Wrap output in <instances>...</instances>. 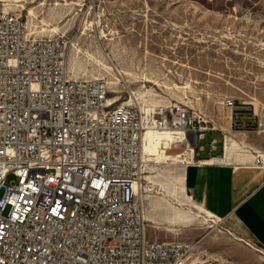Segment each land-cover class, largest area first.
I'll return each mask as SVG.
<instances>
[{
    "label": "built area",
    "instance_id": "1",
    "mask_svg": "<svg viewBox=\"0 0 264 264\" xmlns=\"http://www.w3.org/2000/svg\"><path fill=\"white\" fill-rule=\"evenodd\" d=\"M69 40L0 8V264H187L192 243L149 236L143 138L206 129L185 106L112 104L107 81L69 75Z\"/></svg>",
    "mask_w": 264,
    "mask_h": 264
},
{
    "label": "rangeland",
    "instance_id": "2",
    "mask_svg": "<svg viewBox=\"0 0 264 264\" xmlns=\"http://www.w3.org/2000/svg\"><path fill=\"white\" fill-rule=\"evenodd\" d=\"M21 3L25 10L9 9L21 13L26 23L29 11L34 10L37 18L28 27L39 36L68 37L71 75L108 81L111 97L118 100L116 104L137 98L145 108L158 112L178 103L192 112L197 127L221 129L222 133H215L219 142L216 155H224L228 131L245 139L244 152L264 153V0ZM0 8H5L3 2ZM42 20L50 21L49 29L59 26V33L43 32ZM76 46L82 53L75 51ZM106 66H113V70ZM118 68L127 72L120 84L116 81ZM228 98L236 102L235 109L223 104ZM244 109L251 112L246 116L238 112L235 116L236 111ZM239 120L244 122L241 126ZM224 125L228 130L222 128ZM185 144L174 147L183 150L188 148ZM198 144L207 141L198 140ZM192 145H196L195 138ZM186 164H175L173 160L151 163L147 176V188L151 191H146L150 198L145 205L147 217L157 216L152 218L157 222L149 220V236L192 243L188 264H264V257L238 240L222 222H213L214 218L193 205L186 188L184 193L181 189L174 192L175 184H182L178 177L186 176ZM145 171L143 185L147 167ZM12 179L10 176L8 180ZM174 206L181 210V217L176 216Z\"/></svg>",
    "mask_w": 264,
    "mask_h": 264
},
{
    "label": "crops",
    "instance_id": "3",
    "mask_svg": "<svg viewBox=\"0 0 264 264\" xmlns=\"http://www.w3.org/2000/svg\"><path fill=\"white\" fill-rule=\"evenodd\" d=\"M229 124L232 127V123ZM222 128L228 130L225 125ZM204 133L201 141L207 144L197 142L192 151V163L185 165L186 190L191 202L217 219V223L222 220L224 227L238 240L264 257V168L250 164L260 151L244 152L245 139L228 131L230 150L228 153L225 150L222 156L227 161L212 163L211 160L221 157L215 154L219 150L215 133L222 131L211 128Z\"/></svg>",
    "mask_w": 264,
    "mask_h": 264
},
{
    "label": "bare ground",
    "instance_id": "4",
    "mask_svg": "<svg viewBox=\"0 0 264 264\" xmlns=\"http://www.w3.org/2000/svg\"><path fill=\"white\" fill-rule=\"evenodd\" d=\"M24 1H26V0H0V5H1V3L3 2V6H5V8H4V10L5 11H17V10H12V9H9V8H13V7H17V8H20V7H23V4L21 3V2H24ZM10 2H14V5L13 4H11ZM25 5V4H24ZM58 5V4H57ZM59 6V5H58ZM22 10H25V8L23 7V9ZM56 10V9H55ZM54 11V10H53ZM58 11H60V10H58ZM53 14V13H52ZM57 15V14H56ZM50 16H51V14H50ZM54 17V16H53ZM27 18H28V23H26V28H27V33H28V35H35L36 37H43V36H39V35H37V33L36 32H34V31H31L30 29H29V27L28 26H32L34 23V19L35 18H37V16H36V13L34 12V10H30L29 11V13H28V16H27ZM48 18V17H47ZM58 18V17H57ZM45 19V18H44ZM47 20V19H46ZM44 21V20H42V26H43V32H45V31H49V32H51V33H53V34H57V33H59V31H60V27L59 26H57V25H55V26H53V28H51V29H49L48 27H52L51 25V23H50V21L49 22H47V21ZM53 20V19H52ZM59 20V19H58ZM61 20V19H60ZM54 21V20H53ZM54 22H56V20L54 21ZM58 22V21H57ZM105 32V31H104ZM105 34V33H104ZM45 37H55V36H45ZM71 51V50H70ZM75 51H77V53H82V49L80 48V47H75ZM69 55H70V52H69ZM90 55V54H89ZM92 56V55H91ZM92 58H93V56H92ZM109 60H110V62L113 64V66L114 65H116V64H114L115 63V59L113 58V57H111V56H109ZM117 60V59H116ZM100 62V61H99ZM103 63V62H102ZM111 64V65H112ZM113 66H106L108 69H112L113 70ZM119 69V68H118ZM115 70V69H114ZM118 71V76L116 77V81H117V83H122V82H124V80H125V77H124V75H123V73L125 74H127V72H125L126 70H124V69H119V70H117ZM68 72H69V75L72 77V78H76V77H73L72 75H71V73H70V70H69V57H68ZM128 72H130V70L128 71ZM132 76V75H131ZM96 77V76H95ZM97 79H100V78H97ZM149 81V80H148ZM108 82V81H107ZM108 84H109V82H108ZM109 85H111V84H109ZM187 88V87H186ZM112 101H111V103L112 104H116L117 103V101H116V99H111ZM133 102H135V103H137V104H139L140 106H141V108L144 110V111H146L147 113H151V112H153V111H155V108H145L140 102H138V100H137V98L136 99H130L128 102H125V103H123V105H127V104H132ZM178 106H181L180 104H178V103H174V104H170V105H168V106H165V107H167V108H169V107H178ZM199 115V114H198ZM194 137L193 138H195V134L193 135ZM227 139H228V137H227V134H226V139H225V146H224V151L226 150L227 151V153L229 152V150H230V142H228V144H227ZM183 140H184V134L182 133V132H179V131H176V130H163V131H161V130H159V129H156V128H154V127H150L149 129H147L146 130V132H145V135H144V138H143V155H144V160H145V162H146V167H147V174H146V176H145V179H146V184H142V186H141V189H142V191H141V195H142V198H143V200H144V203H145V201L147 200V199H149L150 198V195L148 194L147 195V197H146V191H151V188H147V184L148 183H150V182H148V180H147V176H148V173H149V170H150V167H151V163L152 162H156V163H160V164H163V163H169V161L170 160H173V162L175 163V164H177L178 162H181V163H183V162H186V163H192V162H190L191 160H192V153H189L188 151H193V145L192 144H189V143H187V144H185V145H187V147L188 148H183V150H177V148H175L174 147V145L175 144H183L184 145V142H183ZM188 152V153H187ZM185 154H187V155H185ZM191 154V155H190ZM228 155V154H227ZM183 156H185L184 157V159H180V158H182ZM188 156V157H187ZM225 156H226V154H225ZM191 159H190V158ZM256 157H261V158H264V153L263 152H258V154L256 155L255 154V156H254V159L256 158ZM214 161H219V162H226L227 161V158H223V157H220V158H218V159H213V160H211L210 162H214ZM195 163V162H194ZM209 163V162H208ZM146 169V168H145ZM146 172V171H145ZM170 179V178H169ZM178 179H181V181H182V184L181 185H177V184H175V186H174V188L173 189H175L174 190V192L176 193L177 192V190L176 189H181L180 191H182L183 193L185 192V188H186V186H185V180H186V176H179L178 177ZM150 181V180H149ZM173 192V193H174ZM189 199H191V197L190 196H187ZM177 206H180L179 204H177ZM150 208H149V211H151V212H153L154 213V209L151 207V206H149ZM175 207V214H176V216L177 217H181V210H179V208H176V206H174ZM200 213H198V215H199ZM197 215V214H196ZM202 215V214H201ZM145 217H146V219H147V221H148V226H149V220H151L152 222H157V221H155V219H152V218H157V216H148L147 217V214H146V208H145ZM149 217H150V219H149ZM204 218V217H203ZM216 221H217V219H214L213 220V222H215L216 223ZM219 221V220H218ZM149 228V227H148ZM197 260V259H196ZM196 260H194V261H196ZM189 261H191V256L189 257V259H188V261H187V264L189 263ZM192 264H196L195 262H193Z\"/></svg>",
    "mask_w": 264,
    "mask_h": 264
},
{
    "label": "trees",
    "instance_id": "5",
    "mask_svg": "<svg viewBox=\"0 0 264 264\" xmlns=\"http://www.w3.org/2000/svg\"><path fill=\"white\" fill-rule=\"evenodd\" d=\"M236 112H237V113L240 112V115H241V116H246V113H247V112L250 113L251 111H249V110H245V109H244V110L236 111ZM254 126H255V125H254Z\"/></svg>",
    "mask_w": 264,
    "mask_h": 264
}]
</instances>
